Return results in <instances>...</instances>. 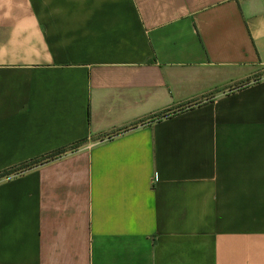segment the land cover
Instances as JSON below:
<instances>
[{
	"label": "crops",
	"instance_id": "crops-1",
	"mask_svg": "<svg viewBox=\"0 0 264 264\" xmlns=\"http://www.w3.org/2000/svg\"><path fill=\"white\" fill-rule=\"evenodd\" d=\"M258 75L264 0H0V173L82 142L0 181V264H264Z\"/></svg>",
	"mask_w": 264,
	"mask_h": 264
},
{
	"label": "trees",
	"instance_id": "trees-1",
	"mask_svg": "<svg viewBox=\"0 0 264 264\" xmlns=\"http://www.w3.org/2000/svg\"><path fill=\"white\" fill-rule=\"evenodd\" d=\"M264 78V75H258V76H255L254 78L252 79H249L243 83H241L240 86H238L236 89H242V88H245V87H248L252 84H256L258 82H260L262 79ZM212 98H209V97H206L204 100H199V101H192V102H189V103H186L184 105H181L175 109H172V110H168V111H164L162 113H159L157 115H154L148 119H145V120H142V121H138L136 123H133L127 127H124L120 130H117L115 131L114 133H112L110 136L108 137H114V136H117L119 134H122V133H125L127 131H130V130H133L141 125H145V124H151V123H155V122H160L164 119H168V118H171L173 116H176L186 110H189V109H192L196 106H199L207 101H210ZM102 140V139H101ZM82 142L81 143H75L73 145H71L70 147L68 148H61V149H58L54 152H51L45 156H42V157H39V158H36V159H32L26 163H23L19 166H16V167H13V168H10L8 170H5L3 172L0 173V181L1 180H4V179H8V178H11V177H14V176H18V175H22L26 172H29L31 170H34L40 166H43L45 164H48V163H51L69 153H73L75 151H77L80 146H81Z\"/></svg>",
	"mask_w": 264,
	"mask_h": 264
}]
</instances>
